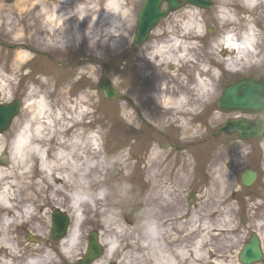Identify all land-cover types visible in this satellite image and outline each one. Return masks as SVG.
Returning a JSON list of instances; mask_svg holds the SVG:
<instances>
[{
  "label": "rangeland",
  "instance_id": "1",
  "mask_svg": "<svg viewBox=\"0 0 264 264\" xmlns=\"http://www.w3.org/2000/svg\"><path fill=\"white\" fill-rule=\"evenodd\" d=\"M141 1L115 0L118 9L109 19V0H0V44H23L15 48L0 45V85L5 86L0 87V103L15 99L20 103L9 128L0 135V163L10 165L11 145L32 117L33 102L40 96L49 101L52 116L57 111L61 114L62 119L55 120L56 129L82 111L79 123L63 133L67 141V148H64L67 165L60 170L65 177L64 194L54 197L59 204L51 201V190L32 191L34 198H47L44 207L34 210L31 221L33 226L44 224V236L29 235L26 227L18 234L24 242L44 245L46 251H51L56 264H74L83 256L87 235L94 230L104 251L100 236L117 242L118 250L105 264L113 262L120 250L123 258H117L115 264L118 261L131 264L129 259L133 254L142 256L133 242L149 239L141 234L149 222L147 197L151 191L143 167L155 149L168 169L161 178L159 176L163 183L161 189H172L179 207L188 215L203 213L208 204L212 211H228L229 225L240 226L243 236L234 264H240V250L251 234L258 237L262 263L264 226L260 229L258 225H264V132L260 138L250 140H240L235 134H223L215 140L208 138L227 118L255 119L254 114L247 112H220L215 100L225 84L247 75L257 77L264 74V0L249 8L242 4V0H211L210 9L195 12L204 37H195L185 55L186 60L177 64L149 59L137 49L128 50L131 23ZM224 2H229L227 7ZM78 7L84 9L83 15L75 13ZM223 8L229 12V19L220 16L219 11ZM68 10L70 13L65 14ZM124 10L125 18H122ZM53 13H64V29L51 21ZM181 13L175 11L178 18L170 21L174 32L169 31V36L160 40V44L166 45L170 35L181 36V24L189 12ZM65 27L68 28L67 35L80 32L81 39L72 42L66 41V36L58 37V32H64ZM251 30L256 34L259 55L253 58L249 53L248 58L239 60L242 65L238 71H216L212 56L223 55L220 47H212L210 41L219 42L228 31L240 38ZM52 31L54 36L50 38L48 32ZM120 32H123L122 37L118 35ZM19 53L27 56L18 61ZM226 58L233 60V55ZM57 62L67 65L59 66ZM197 76L211 83L212 91L206 94L205 101L201 99V103L193 105L195 110L184 112L180 108L160 107L153 101L154 92L165 97H176L181 92L193 100L187 102L188 106L191 105L197 94L183 90L184 86H194ZM102 78L108 79L132 104L121 99H105L97 86V81ZM92 134L98 138L96 153L90 151ZM165 136L174 145L185 148H170ZM4 153L6 160L2 162ZM125 159L127 168L124 167ZM243 169L257 173L250 186H243L240 182ZM44 173L37 160L34 161L29 174L31 180L43 181ZM29 176L22 177L21 181L26 183ZM77 195L84 204L73 212L69 207ZM189 198H192L191 203ZM55 209L66 214L70 222L73 217L84 220L80 251L69 263L59 253L58 243L49 237L51 214ZM39 214H42L41 219H38ZM113 218L123 230L117 239H113ZM220 218L221 215H214L202 221L213 223ZM29 237L33 240H28ZM211 263L222 264L214 258Z\"/></svg>",
  "mask_w": 264,
  "mask_h": 264
},
{
  "label": "bare ground",
  "instance_id": "2",
  "mask_svg": "<svg viewBox=\"0 0 264 264\" xmlns=\"http://www.w3.org/2000/svg\"><path fill=\"white\" fill-rule=\"evenodd\" d=\"M260 3L261 0H242V4L248 8L255 7ZM223 4L227 7L226 5L229 2H224ZM107 6L111 9V11L109 10V15H107L110 19L112 17L111 14L118 9V2L109 0ZM78 8L75 13L78 16L83 15L84 9ZM198 11L199 9L194 7H189L187 11H182L181 14L184 12L185 14L189 12V14L187 19L181 24V36L176 35L170 38L166 45H154L151 51L144 55L149 59L158 58L160 61L172 64L184 61L183 59L186 60L185 55L189 52V47L192 44L191 41L197 36L204 37L201 32L202 26L195 14ZM66 13H70V11L68 10ZM124 13L125 10L121 12L122 18L123 16L125 18ZM219 14L224 19L226 17L229 19L230 17L226 8L221 9ZM63 15L64 13H53L51 18V21L58 24V27L61 29H64L65 26V23H62ZM67 30L68 28L65 27L64 32H58V37L66 36V41L72 42L81 39L80 32L67 35ZM122 34L123 32L118 33L121 37ZM188 34L191 35L188 36ZM48 35L52 38L54 32H48ZM256 41V34L252 30L249 37L240 42L236 40L235 33L226 34L219 42L217 40L210 41L212 47H220L221 54L223 55V57L217 58L212 56V60L214 64H219L228 59L226 58L227 55H233V60L228 59V66L230 70L236 71L239 69V60L249 57L248 54L255 47ZM25 56L27 55L19 53L17 60L19 61ZM0 87L4 88L5 86L0 85ZM183 91L188 94L190 91H195V94H197L195 102L188 106L187 102L193 100H189V97L187 98V95L181 92L176 97H165L159 92H154L152 99L160 107L180 108L184 112H189L195 110V106L193 105H196L198 102L201 103V99L202 101L206 99L208 93L212 91V84H209L205 78L197 76L194 86L191 88L184 86ZM30 94L32 95V93ZM33 104L34 111L32 117L23 125L9 150L10 165L4 166L2 165L4 163H0V264H56V261L51 256V251L47 250V252L44 245L35 246L30 242H24L18 231L26 227L29 235L44 236V224L39 223L33 226L31 221L35 215L33 207L40 210L46 205L44 200L47 198L46 196L34 198L32 191L44 192V190H51V201L59 204L55 198L58 195L64 194L62 186L65 181V177L61 175L60 170L66 168L67 165V156L64 152L65 146L67 148V141L64 139L63 133L68 132L79 123L78 117L82 111H79L76 116L69 117L68 122L63 123L60 128L56 129L54 128L55 120L62 119L60 112L57 111L55 116H52L50 103L46 100L45 96H40ZM25 138L26 143L20 149L21 154H17L16 145L21 139ZM75 139L77 140V136ZM90 142V151L96 153L99 143L95 134L91 135ZM152 150L143 167L147 182L151 183V191L147 197L150 208L149 222L141 234L143 238L145 236L149 239L147 241L140 239V241L133 242L134 248L141 252L142 256L138 257L133 254L129 262L131 264H214L211 263V259L214 258L222 264H234L235 253L243 241L240 226H230L227 218L228 211H212L210 204L207 205L208 209H205L203 213L192 212L188 215L186 212H183L179 207L176 196L172 195L174 191L172 189H161L162 181L159 179V176L161 178L168 169L165 168L164 162L159 159L161 155L159 151ZM44 152L47 155L53 152V155H48L47 163L43 160ZM37 159L41 161L40 168L42 172H45V178L43 181L33 182L29 174L33 162ZM123 162L124 167L127 168V159ZM26 175L29 176V181L23 183L21 179ZM162 194H165V196ZM77 196L69 207L73 212L78 210L81 204H84L83 201L79 200L80 195ZM165 197H167L166 201ZM165 212H168L167 215ZM214 215H221L219 221L213 223L202 221L203 218H210ZM41 218L42 214H39L38 219ZM83 221H79L73 217L66 235L57 241L58 248L60 249L59 253L62 254L67 263L71 262L80 251ZM112 221L115 224V237L113 239H117L120 237L119 235L123 234V230L117 220L113 218ZM263 226L262 224L258 225L260 229ZM100 242L105 246L103 258L101 255L91 261L90 264H105V261H110L118 250L115 240L111 241L107 237L100 236ZM47 247L50 248L49 246ZM121 252L122 250L117 254L114 261L117 258H123ZM117 263L121 264L120 261ZM254 264H264V261Z\"/></svg>",
  "mask_w": 264,
  "mask_h": 264
},
{
  "label": "water",
  "instance_id": "3",
  "mask_svg": "<svg viewBox=\"0 0 264 264\" xmlns=\"http://www.w3.org/2000/svg\"><path fill=\"white\" fill-rule=\"evenodd\" d=\"M165 3V8H162ZM183 5H193L197 7L209 8L208 0H143L138 16L134 34V47L140 46L148 36L151 28L162 20L169 12L180 8ZM8 48H15L16 45L0 44ZM59 66H66L62 62H57ZM98 87L106 99H121L128 101L119 94L111 82L104 78L98 81ZM217 106L223 112H251L258 116L254 122L246 118H229L224 121L211 138H216L221 133H236L241 140L255 139L262 136L264 131V74L259 77H244L231 82L223 87ZM19 101L14 100L9 104H0V133L7 130L12 119L18 113ZM3 155L1 160L4 161ZM256 179V172L244 169L240 176V181L244 186H250ZM188 202H192L189 198ZM68 217L55 210L51 215L50 238L54 241L61 239L68 227ZM102 254V247L98 244L96 231L88 234V243L83 259L76 264H90ZM262 251L258 237L251 234L239 254L240 264H252L262 260Z\"/></svg>",
  "mask_w": 264,
  "mask_h": 264
},
{
  "label": "flooded vegetation",
  "instance_id": "4",
  "mask_svg": "<svg viewBox=\"0 0 264 264\" xmlns=\"http://www.w3.org/2000/svg\"><path fill=\"white\" fill-rule=\"evenodd\" d=\"M189 7L188 6H186V7H183V8H181L180 10H178V11H176V12H179V11H185V10H187ZM176 18H178V16L175 14V12L174 13H171V14H169L164 20H162L156 27H154L153 29H152V31L150 32V34H149V36H148V38L146 39V41L144 42V44L140 47V48H133L132 47V39H131V42H130V46L128 47V50L129 51H133V50H140L142 53H147V52H149V51H151V48L154 46V45H156V44H160L159 42H160V40L161 41H164V39H165V36L167 37V36H169V34H168V32L169 31H172L171 30V28H170V26H172L173 27V25H171L170 24V21H171V19H176ZM131 31H133V29L131 30ZM156 32V33H155ZM172 32H174V31H172ZM155 34V35H154ZM175 35V34H174ZM132 37V36H131ZM173 36H171L170 35V38H172ZM169 38V39H170ZM146 62H148V61H146ZM146 62H144V63H146ZM128 104H132V102H131V100L128 102ZM138 112V111H137ZM203 112V111H202ZM209 113V110L207 111V113L206 114H208ZM235 117V116H234ZM165 138L167 139V140H169L168 142H169V147L170 148H174V149H176V145H174L173 143H172V141L170 140V138L168 137V136H165Z\"/></svg>",
  "mask_w": 264,
  "mask_h": 264
},
{
  "label": "clouds",
  "instance_id": "5",
  "mask_svg": "<svg viewBox=\"0 0 264 264\" xmlns=\"http://www.w3.org/2000/svg\"><path fill=\"white\" fill-rule=\"evenodd\" d=\"M25 143H26V138L25 139H21L20 142L16 145V153L17 154H21L20 153V149Z\"/></svg>",
  "mask_w": 264,
  "mask_h": 264
}]
</instances>
